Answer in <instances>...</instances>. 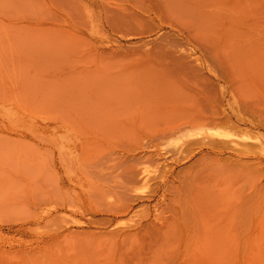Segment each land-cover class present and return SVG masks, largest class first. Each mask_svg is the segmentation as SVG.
<instances>
[{"label": "rangeland", "instance_id": "obj_1", "mask_svg": "<svg viewBox=\"0 0 264 264\" xmlns=\"http://www.w3.org/2000/svg\"><path fill=\"white\" fill-rule=\"evenodd\" d=\"M0 264H264V0H0Z\"/></svg>", "mask_w": 264, "mask_h": 264}]
</instances>
